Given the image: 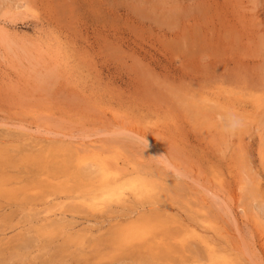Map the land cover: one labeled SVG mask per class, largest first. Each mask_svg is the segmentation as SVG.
<instances>
[{"label": "rangeland", "instance_id": "374dc122", "mask_svg": "<svg viewBox=\"0 0 264 264\" xmlns=\"http://www.w3.org/2000/svg\"><path fill=\"white\" fill-rule=\"evenodd\" d=\"M0 264H264V0H0Z\"/></svg>", "mask_w": 264, "mask_h": 264}, {"label": "bare ground", "instance_id": "6f19581e", "mask_svg": "<svg viewBox=\"0 0 264 264\" xmlns=\"http://www.w3.org/2000/svg\"><path fill=\"white\" fill-rule=\"evenodd\" d=\"M98 156H99V155H98ZM102 162H103V161H102ZM103 163H104V162H103ZM99 165H100V164H99ZM101 165H102V164H101ZM103 166H104V165H103ZM103 166H102V167H103ZM100 167H101V166H100ZM103 168H104V167H103ZM108 168H109V167H108ZM108 168L106 167L107 170H109ZM103 170H104V169H103ZM109 171H110V170H109ZM102 172H104V171H102ZM104 173H105V172H104ZM104 175H105V174H104ZM106 176H107V175H106ZM107 190H108V189H107ZM107 190H106V191H107ZM102 192H103V191H102ZM145 220H146V219H145ZM143 222H144V220H143ZM146 222H147V220L145 221V223H146ZM145 223H144V224H145ZM140 224H141V223H140ZM142 224H143V223H142ZM142 224H141V225H142ZM147 224H148V223H146L145 225H147ZM149 224H150V221H149ZM149 224H148V225H149ZM137 225H138V224H137ZM137 225H136V226H133V227H132V226H131V227H127V228L123 231V233L120 234V236H119V237H120V238H119L120 240H118V242H122V241H124V240H127V239L130 238V237H133V238H137V237H138V238H139V237L142 235V234H141L142 232H143V233H144V232H147V229H146V227H145L144 225H143V226H144V229L142 228L143 230L141 229V226H137ZM151 225L153 226V224H151ZM151 225H150V226H151ZM150 226H149V227H150ZM150 229H151V228H150ZM141 238H142V237H141ZM130 239H131V238H130ZM131 240H132V239H131ZM134 240H135V239H134Z\"/></svg>", "mask_w": 264, "mask_h": 264}]
</instances>
